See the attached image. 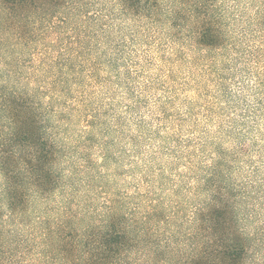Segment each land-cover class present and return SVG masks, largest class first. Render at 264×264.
Listing matches in <instances>:
<instances>
[{"label": "trees", "instance_id": "16d2710c", "mask_svg": "<svg viewBox=\"0 0 264 264\" xmlns=\"http://www.w3.org/2000/svg\"><path fill=\"white\" fill-rule=\"evenodd\" d=\"M212 4L213 0H0V264L255 263L250 254L256 237L242 233L233 199L237 194L227 171L220 168L229 161L226 154L210 161L204 181L196 187L203 200L187 221L192 231L184 244L169 233L170 221L162 212L146 203L149 191L136 190L139 202L131 209L105 195L100 207L83 212L86 205L77 202L71 175L59 168L60 130L55 124L77 119L82 125L78 152L84 154L92 145L107 159L103 143L91 135L100 125L96 111L89 110L86 93L99 91L106 60L114 74L105 84L119 82L123 75L128 87L133 77L130 69L122 74L100 53L103 46L120 51L111 39L117 22L125 19L130 27L150 31L149 27L163 26V34L180 50L191 42L200 51H220L226 35ZM170 53L171 57L176 51ZM261 60L263 73L264 53ZM51 117L54 123H49ZM81 157L80 169L90 168V161ZM59 193L63 200L55 204Z\"/></svg>", "mask_w": 264, "mask_h": 264}, {"label": "rangeland", "instance_id": "374dc122", "mask_svg": "<svg viewBox=\"0 0 264 264\" xmlns=\"http://www.w3.org/2000/svg\"><path fill=\"white\" fill-rule=\"evenodd\" d=\"M212 5L226 35L220 51H200L191 42L180 50L163 34V26L150 31L130 27L125 19L117 22L111 39L120 51L103 46L100 53L123 72L143 70L127 80L130 90L124 80L107 85L114 73L104 61L105 80L98 92L87 91L86 97L100 125L91 135L103 143L107 159L92 145L86 153L78 152L82 125L77 119L55 124L60 130L59 168L71 175L77 202L86 205L83 212L100 207L105 195L131 209L139 202L135 191H149L146 203L162 212L170 221L169 233L184 244L192 231L187 221L203 200L196 187L210 161L226 154L229 161L220 168L237 194L233 199L242 233L256 237L250 257L254 264H264V2L213 0ZM171 50L176 53L170 57ZM81 155L90 168L80 169ZM239 194L246 198L240 200ZM61 195L53 203L60 204Z\"/></svg>", "mask_w": 264, "mask_h": 264}, {"label": "clouds", "instance_id": "9594fccd", "mask_svg": "<svg viewBox=\"0 0 264 264\" xmlns=\"http://www.w3.org/2000/svg\"><path fill=\"white\" fill-rule=\"evenodd\" d=\"M130 54L133 55L134 58H136V59L139 58L138 56H136L135 53L130 52ZM141 70H143V69H134V70H133V73L135 74V71H141ZM121 72H123V70H121ZM121 79L123 80V75H121ZM112 87L114 88V85H113ZM115 91H122V90H120V89H115Z\"/></svg>", "mask_w": 264, "mask_h": 264}]
</instances>
